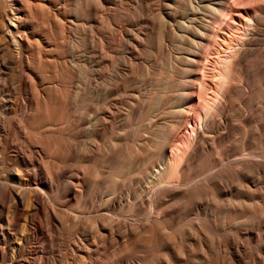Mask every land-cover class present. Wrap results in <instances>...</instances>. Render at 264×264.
I'll use <instances>...</instances> for the list:
<instances>
[{
	"label": "rangeland",
	"instance_id": "rangeland-1",
	"mask_svg": "<svg viewBox=\"0 0 264 264\" xmlns=\"http://www.w3.org/2000/svg\"><path fill=\"white\" fill-rule=\"evenodd\" d=\"M28 2L36 5L25 23L30 33L28 63L11 62L8 51L0 48V182L24 177L25 195H33V182L22 168L35 171V191L45 202L33 215L35 239L24 244L22 255L10 250L6 259L0 252V264L14 258L27 264H264V170L246 164L240 171L233 163L241 155L264 159V68L251 71L243 83L246 87L237 81L231 84L235 104L226 106L217 116L219 126L206 136L211 162L190 167L196 170L190 180L194 190L151 205L153 179L165 165L152 155L149 144L171 128L174 110L184 108L191 114L177 92L181 81L195 87L199 82L194 73L182 70L179 38L170 35L173 28L181 29L179 22L190 19L191 6L185 0H91L96 11L84 0ZM3 3L13 7L16 2L0 0L2 10ZM59 6L66 20L74 22L71 36L62 34ZM221 18L212 20L211 28H223ZM261 26L263 45L264 23ZM110 28L117 44L108 51L115 56L114 63L109 61L100 70L104 84L112 81L114 87L108 86L101 100L106 107L114 105L116 114L113 128L100 126L95 132L86 120L89 104L82 92L85 71L95 66L84 43L97 42L101 30ZM34 29L35 35L30 32ZM211 41L202 48L200 62L217 58ZM211 70L207 98L214 92L216 69ZM198 102L203 105V98ZM188 125L181 133L190 132ZM218 137L221 146L229 147V155L210 150ZM93 145L100 153L114 149L115 169L95 157L96 152L92 160L84 158V150ZM17 149L31 165L17 166ZM71 185L78 193L70 192ZM70 195L76 196L66 203ZM2 214L0 228L6 229L5 219L12 213L6 208ZM30 223L29 215L22 217V234H30Z\"/></svg>",
	"mask_w": 264,
	"mask_h": 264
},
{
	"label": "bare ground",
	"instance_id": "bare-ground-1",
	"mask_svg": "<svg viewBox=\"0 0 264 264\" xmlns=\"http://www.w3.org/2000/svg\"><path fill=\"white\" fill-rule=\"evenodd\" d=\"M58 1L61 2L65 0H58ZM185 1L192 8L191 11L187 10L190 12L188 13L190 14V19L188 21H184L183 24L179 22L181 29L180 30L178 29L179 30L178 31V30H175V28H173L172 30H170V35L172 34V35L178 36L179 38V41L181 44L179 46V49L182 52V60H183V62L180 64L182 65L181 66L182 70L185 73H189V74L194 73L195 74L194 77H196V79L199 82H198L197 87H195V86H187V85L183 86L185 85V83L184 81H181L183 82L182 83L183 85L181 84V86L178 87L177 92H178V95L182 97L183 106L184 104L190 105L189 109L191 110V114L187 115L186 112L184 111V108H179L177 110H174L175 115H174L172 124L170 123L171 128L169 130L165 129L162 132H160L158 134V138L152 139L149 144L152 155L158 156L160 160L162 161V163L165 165V168H163L162 170L160 169L159 173L155 175L156 177L154 179L152 177L153 182H154L153 186L155 187L152 192V195L154 196L152 197L151 205L160 204L165 199L177 198L179 195H188L190 192L194 190L195 185L191 183L190 180L192 179V177L195 176L196 170L194 169L191 170L190 167L194 164H198V165H201L202 167H205L211 162V159H210L211 157H209V155L206 154V150H207L205 147V143L207 142L206 136H207V133L209 134V132L211 130H214V128L218 125L219 120L217 119H220V118H218L217 116L219 114H222L223 111H225L226 106L228 104L229 106H232L235 104L234 101L230 99V94L233 90L232 87H234V86L231 87V84L234 81H237L239 86L242 87V84L246 80L245 78L249 76V74L251 73L253 69L264 68V44L261 45L260 44L261 41L259 42L261 38L259 31H260V28L262 27L261 25L264 23V0H213V2H211L212 4L211 3L201 4L197 0H185ZM15 2L16 3L13 7H11L9 3H3L2 7L4 8V10L0 8V48L4 47V49L8 51L7 59L10 60L11 62L15 61L14 59L16 60L24 59L26 60L25 63H28L27 59H25L26 57L25 52L28 51L27 42H29L30 33L26 32L25 23L29 22L28 21L29 18H31L33 16V13L36 12V5L30 4L28 0H15ZM90 2L91 0H84V3H87V5H90ZM90 6H92V8H94L97 11V7H96L97 5L95 3ZM25 7H30V8L29 10L26 11ZM87 8H89V6ZM60 9L61 7L59 6L58 14L60 16L59 22L61 24V30L63 31L62 34L67 32L70 35L73 32L72 29L74 27V24H73L74 22L72 20L71 21L66 20L68 18L65 17L64 12H61ZM100 12L105 13V9L102 8ZM218 16L222 17L219 21L221 24H224L223 28L219 29L218 28L219 25L216 28L215 27L211 28V21L216 20ZM229 30H231L230 33H229ZM35 31L36 29L30 32L33 35H35ZM211 36L213 37L212 38L213 46L211 48V52L212 50H215V52L217 53L216 55L217 58L215 60L209 61V57H208L206 58L205 62H200L199 59L202 58L201 50L202 48L205 47L208 41H211L210 39ZM263 38H264V35L262 39ZM115 41H116V37L113 34V28H110L109 30H104V29L101 30V34H100V37H98L97 42H92V41L88 42L86 39L84 43L86 51H89L91 49L92 56L90 57V62L92 66H95L94 69L92 68L91 71L90 70L85 71L86 79H85V82H83V86H82L83 95L87 98L88 104H89V107H87L88 109L85 112L86 120H87V123L89 124V128H91V130L93 131L98 130V127L100 126L101 128L108 129V127L112 124V121L114 120V117L116 114L115 109H113L112 107L114 105H110L106 107L102 103V100H101L102 93L104 92L105 89L109 88L108 86L110 87L113 86L114 83L110 81L109 85L104 84L102 80L104 74L102 70H100V67H102L104 64L108 66L109 61L111 64L114 63L115 56L110 55L108 51L109 50L114 51L113 49L117 45ZM218 42H221L223 44L221 45L222 47H220V45H217ZM76 43L77 42L75 40V43H73L74 47H76ZM206 54L209 55L208 51ZM210 56L212 58L211 54ZM211 68H213L214 71L216 69V72H215L216 74L214 73L216 75L215 77L216 79L214 78L215 80V82L213 83L214 92L212 94V97L207 98L205 95V92L206 90L209 92L207 87L211 86L209 85V82L211 80V74H213L211 73L212 72ZM200 70H201V73L198 72ZM113 78L114 77L112 75L111 79ZM178 80H181V79H178ZM244 92L246 91L244 90ZM208 96L210 95L208 94ZM199 98H203L204 100V104L203 105L201 104V106H197L199 103L198 102ZM235 100L239 101L238 99H235ZM226 113L227 111L225 112V115L227 116ZM222 119L223 118H221V121ZM186 123H189L188 127H191L190 132L183 134L181 133V129L183 125ZM224 125L226 124L224 123ZM6 134L8 135L7 131H6ZM216 141L218 142V144L217 145H215V143L211 144L210 150H213L218 155L227 154L226 150L229 147L227 148L225 146H221L220 145L221 139L219 137ZM13 147L17 148L16 146H13ZM17 150L18 152L14 158L15 161L17 162V166L19 168H22L23 165L24 166L31 165L32 161L27 159L24 155H21L22 152L20 149H17ZM12 151H14V149ZM94 152H96V156ZM114 152H115L114 149H110L109 152L105 151L104 153L103 152L100 153L98 147H94L93 145L91 147H88L86 150H84L83 156L87 160L88 159L92 160L94 156L95 157L100 156L101 158H103L105 162L109 164L111 169H115L114 167L116 165V162H115ZM227 155H229V153ZM253 156L254 155H252V157L241 155L240 157H235V159L233 160V163H235L239 167L238 170L240 171L246 164L251 165V167L254 166L258 170H264V159H257ZM22 169L24 170L23 172H26V175L33 182L34 186L31 184L33 195H29V196L25 195V192L27 191V187L24 181L25 179L24 177L23 179L21 177L19 178L18 176H14L13 178L15 179H9V181L6 180L3 182H0V217L1 215H3L2 212L6 208H8L9 211L12 213V217H7V219H5L6 224H7L6 229H4V227L0 228V252H2V254L6 257V259L9 256L10 250H13L22 255V253H24V250H25L24 244L35 239V229H36L35 223L36 222L33 218V215H35L34 214L35 210L38 211L39 213V210L42 208L43 201L45 198L44 196L38 194L37 191H35V183H36L35 182V171L34 173H31L30 172L31 170L24 169V168ZM18 171H20V169ZM209 175H212V174H209ZM5 177L6 175L4 176V178ZM151 184H148V185L150 186ZM75 186L71 185L70 187L71 193L72 192L78 193L77 188ZM3 187L5 188L3 189ZM73 196L74 195H70L69 198L65 197L64 199L65 202L70 203L71 198ZM28 204L30 205V207H28L30 208V212H27L26 210L27 208L26 205ZM25 215H29L31 219L30 224L32 227H31V232L29 235H26V233L22 234L21 229H20L22 217H24ZM152 215L154 214L152 213ZM110 221L112 222V219ZM147 222H151V221L148 220L146 221V223ZM139 228L142 229L141 227ZM1 245H3L2 251H1V247H2ZM10 264H27V263L24 261H20V259L16 260L14 258Z\"/></svg>",
	"mask_w": 264,
	"mask_h": 264
}]
</instances>
